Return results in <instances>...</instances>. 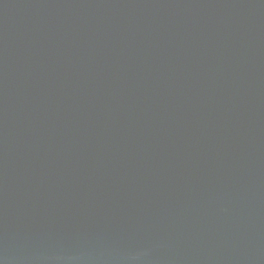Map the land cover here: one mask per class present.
<instances>
[{
    "label": "water",
    "instance_id": "obj_1",
    "mask_svg": "<svg viewBox=\"0 0 264 264\" xmlns=\"http://www.w3.org/2000/svg\"><path fill=\"white\" fill-rule=\"evenodd\" d=\"M0 264H264V0H0Z\"/></svg>",
    "mask_w": 264,
    "mask_h": 264
}]
</instances>
